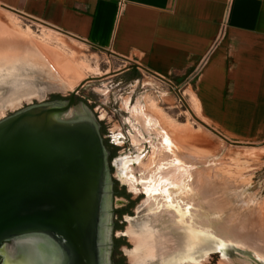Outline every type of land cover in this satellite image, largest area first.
I'll return each instance as SVG.
<instances>
[{
    "label": "rangeland",
    "instance_id": "1",
    "mask_svg": "<svg viewBox=\"0 0 264 264\" xmlns=\"http://www.w3.org/2000/svg\"><path fill=\"white\" fill-rule=\"evenodd\" d=\"M43 25L50 28L41 21H36L0 5V26L18 28L23 32L27 31V27H30L32 33L29 35L35 39L34 41L41 48L43 47V50L45 49L47 55L53 52L50 63L55 75L53 78L44 64L32 57L26 59V65H21L23 61L20 58L17 62H12L15 65L1 68L0 119L14 113L17 109L43 102L51 93L69 96L75 89H79L80 95L90 96L97 101L96 110L99 115L109 116L111 130L118 139L121 136L129 138L131 153L143 154L137 164L130 166L134 177L154 178L157 168H164L165 173L163 174L167 178L172 176L173 169H176L175 172H180L179 174L175 173L174 179L180 180L185 191L174 193L177 196L172 198L162 194L160 190V192L158 191L160 194L155 196H151L155 192H152L151 195L148 193V196L143 198L144 215L135 218L136 220L134 219L126 225L127 229L141 234L131 235L130 241L133 244L130 246L133 253L129 256L131 264H149L164 258L152 256L153 251L163 248L161 241L155 244L154 240H146L145 237L146 235L152 236L149 234L150 229H157V227L154 228L148 224L149 220L153 218L149 216V209L154 213L164 210L170 212L173 209L172 212L182 216L187 213L192 216L196 211L204 209L211 215L206 216L208 221L213 222L208 224V227H203L207 230L202 232L205 234L204 240L201 241L202 247L195 249L197 250L195 255H198L200 260L198 264H260L258 260H264V139L227 137L233 141L257 145L228 144L216 133L201 125L198 119L196 120L189 113L192 109L193 113L200 115L191 99V96L195 95L190 89L185 93L184 90L180 91L184 101L189 105L187 108L175 90L160 84L143 69V75L140 77L143 87L139 88L140 92L132 102L130 101L132 90L122 93L118 89H114V93L111 94L113 88L108 81L115 78L108 77L124 69L125 64L108 51L93 47L86 41L62 33L54 27L51 28L58 32L49 31ZM58 63L64 70H68L69 65L77 67L79 75L81 73L82 76L68 77L66 72L64 73L60 69ZM9 72L10 74H8ZM69 80L73 86L68 83ZM26 91L33 93L28 98L19 100L17 104L10 105L9 102L12 98ZM199 118L202 116L200 115ZM170 120L182 124L189 123V130L186 131L187 133L191 132L187 136L189 139L185 137L186 132L185 134L181 133L183 135L181 139L185 137L187 140L179 139L178 136L182 135L175 134L176 131L173 132L170 128ZM207 124L215 128L211 123L207 122ZM170 139H173L176 144H173ZM182 167L184 172H181ZM204 182H206L205 186L203 185V190H201V183ZM151 186L149 187L151 188ZM170 199L180 203L190 201L188 207L185 208L188 212L186 213L184 208L182 211L181 205L178 207ZM244 217H249L252 220L251 223ZM212 223L219 224V227L229 235H236L239 239L231 240L240 242L241 246L236 245L240 249L231 251V248L223 247V251H220L224 252L226 256L209 254L216 248H208L210 246L207 243L209 241L210 244L213 243V239L208 235L209 233L218 234L214 230L215 228H211V226L213 227ZM146 229H149V232H144ZM213 230L216 233L213 234ZM161 231L167 237L178 235L174 232L171 233L169 229H161ZM161 238L165 240V237ZM189 239V235L185 234L183 243L185 253L190 251ZM221 241L226 242L222 239ZM227 242L230 243V241ZM204 250L206 254L203 255ZM185 253L174 254L173 258L171 256L167 260L164 259L163 263L171 264Z\"/></svg>",
    "mask_w": 264,
    "mask_h": 264
},
{
    "label": "crops",
    "instance_id": "2",
    "mask_svg": "<svg viewBox=\"0 0 264 264\" xmlns=\"http://www.w3.org/2000/svg\"><path fill=\"white\" fill-rule=\"evenodd\" d=\"M189 90L233 139H264V0H0ZM176 92V91H175ZM177 94V93H176Z\"/></svg>",
    "mask_w": 264,
    "mask_h": 264
},
{
    "label": "water",
    "instance_id": "3",
    "mask_svg": "<svg viewBox=\"0 0 264 264\" xmlns=\"http://www.w3.org/2000/svg\"><path fill=\"white\" fill-rule=\"evenodd\" d=\"M156 76L184 101L172 82ZM72 103L43 101L0 119V248L43 236L67 264H99L100 238L109 229L105 148L93 120L65 116ZM202 124L228 144L257 145Z\"/></svg>",
    "mask_w": 264,
    "mask_h": 264
},
{
    "label": "flooded vegetation",
    "instance_id": "4",
    "mask_svg": "<svg viewBox=\"0 0 264 264\" xmlns=\"http://www.w3.org/2000/svg\"><path fill=\"white\" fill-rule=\"evenodd\" d=\"M124 66V69L108 77L115 78L108 81V83H111V87L113 88L111 89V94L114 93V89H118L122 93H126L132 90L130 97V101L132 102L137 93L140 92L139 88L143 87V85H141L142 83L140 79L141 75H143V71L135 64L130 63V65ZM132 86L135 88H133ZM79 92L80 90H78L74 95L72 93L69 96L51 93L47 97V99L44 100V102L66 103L72 98V107L65 116L74 119L88 118L96 123L99 133L102 137L103 146L105 148L107 176L105 189L106 192L104 197L105 200L108 201L107 217L109 226V229H104V233L100 238L99 245L101 247V252L99 264H131L129 256L131 255L132 251L130 246L133 244L130 241L131 234L126 225L135 218L144 215L145 209L144 207H142L144 205L143 198L148 196V193H150L151 195L152 192H155L154 195H151L155 196L157 194H160L159 192L161 191L162 194H166V196L169 195L172 198L173 196H177L174 193L185 191L184 186L181 185L180 180L174 179L175 173L179 174L180 172H175L176 169L171 168L173 169V171L171 172L172 176L167 178L163 174L165 173V169L157 168L156 172L154 173L156 177L154 178L146 176L141 178L134 177L132 175V172L130 171V166L137 164L143 154L137 152L131 153V142L129 138L121 136L120 139H118L117 135H115L111 130V121L108 120L109 116L105 115L104 117H102L98 114L96 110L97 101L90 96L80 95ZM111 112L113 114H116L113 111ZM127 133H129V131H127ZM181 163L185 164L184 162ZM181 172H184L183 167L181 168ZM155 180L157 181L156 183ZM205 183L206 182L201 183V190H203L202 188L205 186ZM149 186H151L152 190H150L151 188ZM201 190L200 192H202ZM168 192L170 193L168 194ZM170 200L173 201L174 204H176L178 207L179 205H181L182 211V208L185 209L186 207H188V203H184L185 201H182L180 203L177 200ZM172 211H167L165 213H168L169 216L173 218L176 215L174 216V212ZM156 212L159 211L156 210ZM150 213L153 214V210L149 209V215ZM160 214H163V212ZM186 230L184 231V229H169L171 233L174 232V234L178 235H173L168 238L171 240L174 239V237L179 238L182 236L181 232L184 231L186 233ZM158 233L163 234V232ZM208 236L213 239L212 241L214 242V249L215 245L218 244V248L216 247V249L218 250L215 249L209 252V254H219L226 256L224 255V252L220 251L221 247H229L232 249H230L231 251H233L234 249H240V247L236 246H241L240 242L238 241V244L231 241L230 243L226 241V244V242L224 243L223 241H221L220 237L215 234L212 235L209 233ZM198 237L201 244V238L202 240H204L205 234L203 235V237ZM246 237L248 238V235ZM234 238L235 240L239 239L236 235H233L232 239ZM28 239L29 238L16 239L5 242L0 248V264H67L61 256L63 251H60V249L57 245H55L54 242L51 243L47 238L43 236H39L38 239L32 237L31 240L35 241H29ZM204 254H206L205 250L203 255ZM249 254L253 255L250 252ZM183 259H186L184 263V260H182V262L176 261V263L198 264L200 261L198 255H193L191 257ZM261 260L264 261L263 259H259L258 261L260 262V264H264V262H262Z\"/></svg>",
    "mask_w": 264,
    "mask_h": 264
},
{
    "label": "bare ground",
    "instance_id": "5",
    "mask_svg": "<svg viewBox=\"0 0 264 264\" xmlns=\"http://www.w3.org/2000/svg\"><path fill=\"white\" fill-rule=\"evenodd\" d=\"M43 26L46 29H48L49 31L58 32L57 30L56 31L53 30L54 28L52 29L51 27L49 28L45 25H43ZM26 30H27L26 32H23V30H19L18 28L17 29L11 28V27L7 28L4 26H0V69L1 68L4 69V67L5 66L8 67V65H15L14 63L17 62L20 58L23 61L21 65H26L27 64L26 59L28 60V57H32L33 59L37 60L38 62L44 64V66L48 69L49 74H51V76L53 78H55L54 71L51 68V63H50V58L53 57L52 56L53 52H50L51 55L49 53L47 55V53L44 51L45 49L43 50L42 49L43 47L41 48L40 45L34 41L35 39H33L32 36L29 35L30 33H32V29L30 27H27ZM19 53H21V54H19ZM57 59H59V58H57ZM12 62H14V63L12 64ZM58 66H60L59 63H58ZM60 69H61V66H60ZM61 70L64 73L66 72L65 74L68 77H70V76L72 77V76H76V75L80 76V77L82 76L81 73L79 75L78 68L73 67V65H69L68 70H64V69H61ZM8 74H10V72ZM68 83H70V85L73 86V84L71 83L70 80L68 81ZM32 93L33 92H29V91H26L24 93L22 92V93L18 94L15 98H12L9 103H10V105L17 104L19 102V100L21 101V99L25 98V97L28 98L29 96L32 95ZM191 99L195 105V108H197L196 97L191 96ZM187 108H189V105ZM189 113H191L196 120L198 119V121L201 123V125H203L202 124L203 122L207 123V120H204L203 118H199L200 115L198 113H195V112L193 113L192 109L189 111ZM169 123L171 126L170 128L173 130V132L176 131V132H174L175 134L176 133H179V135L181 133L185 134V132L189 130V125H188L189 123L188 124H182V123H178V122H173L171 120L169 121ZM189 133L191 134V132H188L187 135L185 134V137L187 139H189L187 137ZM172 135H174V134L172 133ZM169 137H170V135H169ZM178 137H179V139H181V137L183 138V135L178 136ZM185 137H184V139H181V140H183V141L187 140V139H185ZM172 138H173V136H172ZM170 140H172L173 144H176L173 139H170ZM187 202L189 203L190 201H187ZM184 211L186 213L188 212L187 209H184ZM162 212H163V214H160ZM162 212H159L157 214L153 213V214L149 215L150 217H153V218L151 220H149L148 224L152 225L154 228L157 227V229H150V232H149V229H146V231H144V232H149V234L152 235L150 237H148L146 235L145 236L147 238L146 240L152 239V240H154L155 244L159 243L158 241H161V245L164 248V249L162 248L160 250L153 251L152 256L158 257V258L161 256L164 258L161 260L159 259V261L150 262L149 264H164L163 263L164 259L167 260L172 255H174V254L176 255L177 253H179V254H181L183 252L185 253V251L183 249L184 248L183 243L185 241L184 236H185V234H188L190 239H191V240L189 239V241H190L189 242V247H190L189 250L190 251L185 253L183 256H180L179 257L180 259L178 258V260H177V262H179V261L182 262V260H184L183 261V263H184L186 261V259H183V258H188V257L195 255V253L197 252V250H195V249H197V247L201 246L198 236L200 235V233L202 231L207 230V229H203V227H208L209 226L208 224L213 222V221H208V219L206 218L207 215H209V216H211V215L209 213H207L206 210H204V209L196 211L195 214H193L192 216L190 213L183 215L184 217L180 214L174 213V216L175 215L176 216L173 218L171 216H169L168 213H165L167 211L164 210ZM244 218L246 221L251 223L252 220L249 217H244ZM212 225H213V227L211 226V228L212 229L215 228L214 230H216V232L218 233L217 235L220 237V239H223V240L228 239V241H231L234 243L236 242V241L231 240L233 235H229L225 230L221 229L219 227V224L212 223ZM161 229H184V231L186 229H189V230H186L187 231L186 233L184 231L181 232V235H182L181 237H179V238L174 237V239L171 240L165 235V233L163 231H161ZM214 230H213V232L216 233ZM129 232L131 235H134V236L135 235H141V234H136V232H134V230H129ZM158 232H163V234H160ZM236 234H238V233H236ZM160 237H165V240H163ZM166 244H169V245H166ZM222 249L223 248H221V250ZM132 251H131V253H133ZM173 257L174 256H172V258ZM172 261H173V259H172ZM174 263H176V261H173V263H171V264H174ZM183 263H179V264H183Z\"/></svg>",
    "mask_w": 264,
    "mask_h": 264
}]
</instances>
